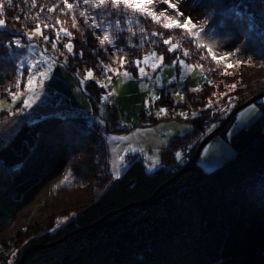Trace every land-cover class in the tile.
Masks as SVG:
<instances>
[{
  "label": "trees",
  "instance_id": "obj_1",
  "mask_svg": "<svg viewBox=\"0 0 264 264\" xmlns=\"http://www.w3.org/2000/svg\"><path fill=\"white\" fill-rule=\"evenodd\" d=\"M155 1L153 5L156 9L160 6L159 13L176 15L162 0ZM255 1L196 0L206 21L212 22L217 30L232 32L238 38L237 50L245 55L244 60L218 63L206 55L204 47H196L198 42L194 37L190 38L191 45L186 46L187 50L201 54L200 58L185 59L207 67L204 72L209 83L206 84H210L212 78L223 80L217 83L231 92L237 106L264 89V1ZM68 3L75 7L68 9L63 0H36L35 4L32 0H0V19L6 21V27L0 29V41L7 45L15 33L23 44L32 42L35 37L26 34L39 24L42 33L39 36L42 40L43 36H48L49 40L44 43L52 48L67 51L65 44L73 43L72 56L64 51L56 53L42 42L39 45L78 78L88 69L93 70L94 78L105 74L113 76L124 70L133 72L136 70L133 61L151 52L162 55L164 62L182 56L177 53L178 49L168 52L171 44H164V40L172 37L171 43L182 46L185 37L181 29L154 27L151 32L157 30L158 35L149 34L148 41L129 39L128 28L134 29L136 23L126 24L127 17H114L110 7L96 9L83 0H68ZM178 3L183 18L192 19L185 3ZM233 5L244 6L240 17L232 14ZM107 10L110 13L106 15ZM93 18L105 26L112 23L108 30L114 38L119 37L115 46L99 43L97 37L103 33L93 27ZM64 20L71 22L66 29L72 35L60 33L57 38ZM116 20H120L119 28ZM44 24L49 27L44 28ZM139 24L145 26V31L151 29L149 25H157L151 18H141ZM7 50L0 45V52ZM16 51L21 53L23 48ZM113 54L122 55L127 62L121 66L119 60H110L107 64L106 60ZM228 64L233 67H227ZM16 66L17 61L0 63V98L12 92L18 75ZM104 66L116 71H104ZM20 76L21 90L25 74ZM178 84V88H183ZM206 84L201 89L203 94L207 92ZM83 89L91 102L105 92L95 80H89ZM158 103L166 106L167 118H171L174 111L184 109L186 102L174 103L168 96L161 95ZM233 118L218 133L235 150L233 158L210 171L202 170L195 162L152 197L191 158L199 142L197 139L210 123L220 118L203 114L188 119L190 131L175 136L161 150L159 168L146 172L142 161L134 158L121 176L114 179L109 172L106 143L97 125L81 117L37 114L0 146V264H18L29 248L56 241L115 210L118 212L89 229L29 253L22 264H264V113L227 137ZM148 121L156 123L158 119L150 117ZM105 129L123 131L128 128L108 121ZM189 145L192 147L188 148ZM179 148L187 155L177 160L173 152ZM65 176L67 182L59 183ZM43 193L48 194L46 198L52 200L51 203L62 200L60 211L71 210L77 215L54 233L49 232L56 228L53 219L44 222L40 217L27 219L29 224L23 229L5 234L12 229L17 216ZM149 198L148 202L140 203ZM132 203L138 205L126 207ZM55 212L57 208L52 209V213ZM14 249H17V259L11 260Z\"/></svg>",
  "mask_w": 264,
  "mask_h": 264
},
{
  "label": "rangeland",
  "instance_id": "obj_2",
  "mask_svg": "<svg viewBox=\"0 0 264 264\" xmlns=\"http://www.w3.org/2000/svg\"><path fill=\"white\" fill-rule=\"evenodd\" d=\"M178 1L182 2V5L185 3L190 9V14L193 16L191 20L194 24L197 26L201 24L204 25L206 31L203 32L199 41L195 39L196 42L210 44L216 56L226 57V59L223 60L225 63H228V61L233 62L231 60L245 59V55L237 50L238 38L232 32L217 30L212 22L206 21L201 15V6L196 3V0ZM178 1L173 0V2L176 3H178ZM258 1L260 0H257V2ZM154 2L156 1L154 0ZM250 2L256 3L255 0H250ZM152 7L154 11L159 13L157 10L160 6L157 9L154 8V5H152ZM109 13L110 10H107L106 15ZM166 14L170 17L176 16L173 13ZM113 15L114 17H117L114 12ZM182 18L183 17H180L181 23L183 22ZM156 24L157 25H149L151 26V29L145 31V33H141L140 31V29L145 28V26L142 24H136L134 29H132V32L135 33V37L129 31L127 37L129 39L144 38L148 41L149 34L153 36V32L155 33L157 30L162 29V23ZM69 25H71V22L64 20V22H61L59 29H66ZM154 27L158 28H156V31L154 30L151 32ZM182 31L181 35L185 38L181 43L182 46H180L177 51V53L182 56L172 58L171 61L168 62L162 61V64L158 66L157 69H152L150 66L141 63L140 66L145 67L146 70L145 77L139 75L137 67L133 72L124 70L113 76L109 74L97 78H94L93 76L90 80H95L96 83L99 81V83H97L99 86L107 85V87H102L105 92H102L99 98L93 101L95 103L89 100L83 89L84 85L79 83L84 76L82 78L75 77L63 63L56 61L52 55L45 53L44 48L42 45H39V43L42 42L50 50L55 49L54 51L56 53L64 51V53L69 56H72L73 53H68L63 49L52 48L46 42L44 43L42 37L39 36L40 34L34 36L35 39H33L32 42L30 41L29 43H26L25 45H28V47L23 48V51L20 54L26 55L29 59L37 61H41L42 56L47 55L55 61V64L53 65L49 80L46 81V86L41 93L40 100H38L31 109L17 111L22 108L23 97L18 99L15 103L12 102L10 95H8V97L0 98V101L3 102V106H0V146H3L9 141L21 125L31 122L37 114L41 116L56 115L81 117L86 119L89 124L97 125L101 129V134L107 147V160L112 178L116 179L120 177L131 159L134 158L142 161L146 172L155 171L162 165L161 150L167 147L169 142L175 136L184 135L190 131L191 124L188 119L195 117L192 115L193 112L197 113L196 116L205 114L209 118H214L215 116L220 118L219 121L212 122V124L210 123L209 128L206 129L205 133L197 139L200 142L206 134L218 126L222 119H224L227 114L237 106L232 101L231 92L221 88L217 83L218 81L222 82L223 80L221 81L218 79L217 81V79L212 78V82L207 85L206 83H209V77L205 73L207 72V67L194 65L185 59L191 56L200 58L201 54H199V51L197 50L194 51L197 52V54H195L186 49V46L188 47L192 43L190 41L192 36H189L186 31ZM185 50L188 51L189 55L185 56L183 54ZM205 50L206 55L208 56L207 48H205ZM156 54L161 56L158 53ZM121 56L122 55L120 54L119 56L113 54L108 60H106L105 57L104 58L108 64L110 60L111 62L118 61ZM143 56L140 58L141 61ZM179 59H183L187 65H192L194 67L185 68L179 65V63H173V61H178ZM17 63L22 62L17 61ZM45 66L46 65L43 63L41 64V67ZM125 71L132 73L134 79L129 80L125 77L123 75ZM21 73L25 74V84L28 76L26 64L20 69V74ZM108 77H111V82H109ZM178 83H181L183 88H178L176 86ZM141 84L146 86L142 87ZM204 84H206L205 90H207L205 94L201 92ZM193 89L199 90L193 91ZM16 90L17 88L15 84L13 85L12 92H15ZM20 91H24V85ZM109 93H111V95H109ZM177 93L180 95H176ZM161 95L168 96L174 103L186 102L184 104V109L174 111L172 113L174 117L167 118L168 109L166 106L159 104L158 100L152 99L153 96L160 98ZM101 97H106V99H102ZM181 97H183V99H181ZM8 105H11V107L9 108ZM251 105H255V108H250ZM161 108L167 109V112L158 116L156 113ZM246 109H248V111H245ZM182 112L186 113V116L180 115ZM262 113H264V96L260 97L255 102L246 105L235 113L232 122L227 128L226 136L229 137L239 129L249 126L257 120ZM177 116L179 118H177ZM150 117L152 119H158V122L150 123L148 121ZM108 121L114 123L118 127H126L128 129L123 131L106 130L105 125ZM213 125H215V127H213ZM137 129H140L141 131L137 132ZM132 133H135V135H132ZM112 137H128V139H112ZM187 147L191 148L192 146L189 145ZM129 148L133 150H128ZM177 151H180V148L173 152L174 157ZM235 154V150L231 147L228 141L217 135L211 138L203 146L196 160V164L202 170L210 171L222 165L225 161L233 158ZM120 156H123L124 159H119L118 157ZM117 172H119V176L115 175ZM43 194L36 202H34V204L26 208L17 216L12 229L6 231L5 234H10V232L13 230L15 231L16 229H23L22 227L29 224L27 219H40V217L41 219L43 218L44 222L48 220L52 222L53 219L56 228L51 229L49 232L54 233L60 228H63L66 223L77 215L71 210L60 211L62 200H60V202L58 200L51 203L52 200L47 201L46 196L48 194ZM45 201L48 202L47 206ZM53 208H57V212L52 213ZM63 217H68V219L64 220L59 226H57L58 218L62 219ZM43 227L44 226L41 228ZM13 253H15V255H13ZM15 258L17 259V249H14L10 255L11 260H14Z\"/></svg>",
  "mask_w": 264,
  "mask_h": 264
},
{
  "label": "snow or ice",
  "instance_id": "obj_3",
  "mask_svg": "<svg viewBox=\"0 0 264 264\" xmlns=\"http://www.w3.org/2000/svg\"><path fill=\"white\" fill-rule=\"evenodd\" d=\"M163 3L167 4L171 9L175 10L176 16L175 17H170L166 14V12H160L157 13L154 11L152 5L154 3V0H83L84 4H89L93 8L96 9H105V8H111L113 12L117 16H125L127 19L125 20L126 24H139L141 18H151L152 21L156 23H162V27L165 29H181L187 32L189 36H192L196 38V40H200V38L203 35V32L206 31L204 29V25L201 24L197 26L194 24L191 20V17H184L183 22L181 23L180 17H183V13L179 11L178 3L173 2V0H162ZM32 3L35 4L36 0H32ZM63 3L68 9H73L75 7L74 4L68 3V0H63ZM198 6V5H197ZM2 7V5H0ZM244 6L243 5H233L231 8V12L234 16L240 17L241 16V11ZM82 16H85L87 19V16L84 12L81 13ZM92 25L95 29H99L103 35L98 36L97 39L99 40V43L101 45H112L115 46L117 40L119 37L114 38L111 34V32L108 30L112 27V23L109 22L107 26H105L103 23H98L95 18L92 19ZM115 25L117 28L120 27V20L115 21ZM73 26L75 27V22H73ZM6 27V21L5 19H0V28H5ZM44 28H48V24L43 25ZM128 31L132 33L134 36L135 33L132 32V28L129 27ZM141 33H144V29H140ZM60 33H64L65 35L71 36L72 34L67 31V29L60 28L59 31L57 32V38H59ZM38 34L41 33V28L40 25L37 24L35 29L27 33L30 38L34 37ZM95 35V33H93ZM153 35H158V33H153ZM13 38L12 40L7 44L4 45L3 41H0V45H3L6 47L8 50L4 52H0V63H12L13 61H20L22 63H17L16 66V71L18 73L15 84L17 90L15 92H9V95L11 96V100L13 103H15L18 99L23 97V104L22 108L18 109L17 111H22L23 109H31L34 104L37 103L38 100H40L41 93L44 90L46 86V81L49 80L51 73H52V68L53 65L55 64V61L48 57L47 55L42 56L41 61L37 60H32L29 59L26 55H21L19 52L16 51V49H21L28 47V45H25L22 43L21 39L19 36H17L15 33L12 34ZM44 40H49L48 36H43ZM172 37H169L168 39L164 40V44L168 45L171 44V46L168 48V52L174 53L177 49H179L180 45L179 43H171ZM13 45L15 47H13ZM53 47H55V41H53ZM197 48H207L208 54L211 56V58L214 61H217L218 63L221 62L222 60L226 59V57H218L214 54L212 46L210 44H204L202 42H198L196 44ZM65 48L69 53H72L74 50V45L71 41H69L67 44H65ZM185 56L189 55L188 51L185 50L183 53ZM81 56H83V52L80 53ZM164 57L158 56L155 52H151L148 54H145L141 59H136L133 61V63L136 65L138 68L139 75L141 77L146 76V70L145 67L140 66L141 63H143L146 66H150L152 69H157L158 66L162 64ZM127 61L123 56L119 57V63L121 66H123ZM46 65L45 67H41V64ZM173 63H179V65L185 67V68H191L194 67L192 65H187L183 59H179L178 61H173ZM237 63H240V61H237ZM27 65V71H28V76L26 83L24 84V91H20V84H21V76H20V69L22 67ZM199 66V65H197ZM227 67L231 68L233 67L232 64H228ZM104 71H116L114 69H110L109 66H104ZM93 70L88 69L84 75V78H82L79 83L81 85H86L87 82L93 78ZM125 77H127L129 80L134 79L132 76V73H129L125 71L123 73ZM109 82H111V77H108ZM99 83V81H97ZM142 87H145L146 85L141 84ZM101 87H107V85H101ZM235 87V85H233ZM199 89H193V91H197ZM111 95V93H109ZM176 95H180L177 93ZM102 99H106V97H101ZM152 99L154 100H159V97L153 96ZM183 99V97H181ZM211 103V102H209ZM0 106H3V102L0 101ZM10 108L11 105H8ZM207 107V105H206ZM250 108L254 109L255 105H251ZM245 111H248L246 109ZM167 109L161 108L156 114L159 116L163 113H166ZM182 116H186V113H180ZM193 116H196L197 113L193 112ZM102 122V121H101ZM215 127V125H213ZM141 131L140 129H137V132ZM210 131V129H209ZM132 135H135V133H132ZM112 139H121V140H127L128 137H112ZM128 150H133L129 148ZM182 152L177 151L175 153V157L177 160L182 159ZM119 159H124L123 156L118 157ZM116 176H119V172L115 173ZM67 182V176L60 182L61 184ZM74 215V214H73ZM68 217H63L58 218L57 220V226H59L60 223H62L64 220H67ZM15 255V253H13Z\"/></svg>",
  "mask_w": 264,
  "mask_h": 264
},
{
  "label": "water",
  "instance_id": "obj_4",
  "mask_svg": "<svg viewBox=\"0 0 264 264\" xmlns=\"http://www.w3.org/2000/svg\"><path fill=\"white\" fill-rule=\"evenodd\" d=\"M264 96V89L261 90L260 92L254 94L253 96L249 97L248 99H246L245 101H243L241 104H239L238 106H236L235 108H233L228 114L227 116L221 121V123L216 126L212 131H210L208 134H206L203 139L197 144L196 146V149H195V152L194 154L191 156V158L182 166V168L170 179L168 180L167 182H165L164 184H162L152 195V197H154L160 190L161 188H163L164 186H166L170 181H172L173 179H175L176 177L180 176L181 174L185 173L197 160L198 156H199V153L201 151V149L203 148V146L211 139L213 138L214 136H217L218 133L224 128V126L228 123V121L235 115V113L240 110L241 108L245 107L246 105L252 103V102H255L257 99H259L260 97ZM151 197V198H152ZM151 198H149L148 200H145L143 202H140V203H146L148 202ZM138 205V203H132L126 207H129L131 205ZM118 210H115V211H111L109 212L108 214H106L105 216H103L102 218H100L97 222L91 224V225H88L86 227H83V228H79V229H76L68 234H65L63 237L59 238L58 240L56 241H53V242H50L48 244H39V245H35L31 248H29L23 255L22 257L20 258L19 260V263L18 264H22L25 256H27L29 253L37 250V249H40V248H43V247H50L54 244H57L59 243L60 241H62L64 238H66L67 236L71 235V234H74V233H77V232H80V231H84V230H87L89 229L90 227H92L93 225L101 222L103 219H105L106 217L110 216V215H113L114 213H117Z\"/></svg>",
  "mask_w": 264,
  "mask_h": 264
},
{
  "label": "built area",
  "instance_id": "obj_5",
  "mask_svg": "<svg viewBox=\"0 0 264 264\" xmlns=\"http://www.w3.org/2000/svg\"><path fill=\"white\" fill-rule=\"evenodd\" d=\"M178 86L181 87V84H178ZM183 155H184L183 157H185L187 153L184 152Z\"/></svg>",
  "mask_w": 264,
  "mask_h": 264
}]
</instances>
